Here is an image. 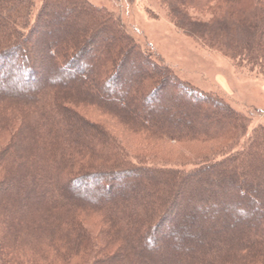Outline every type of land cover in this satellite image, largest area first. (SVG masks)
Wrapping results in <instances>:
<instances>
[{
	"label": "trees",
	"instance_id": "trees-1",
	"mask_svg": "<svg viewBox=\"0 0 264 264\" xmlns=\"http://www.w3.org/2000/svg\"><path fill=\"white\" fill-rule=\"evenodd\" d=\"M45 1L29 30L22 32L10 21L6 32L2 31L0 78L14 75L11 65L18 62L16 68L18 66L20 74L38 81L40 76L32 69L28 55L32 50L29 42L43 37L40 27L44 25L42 13L48 0ZM50 1L60 5L61 0ZM161 1L168 19L177 29L217 49L235 64L264 68V0ZM82 2L75 0L78 16H82V24L87 23L84 21L94 24V39L108 31L116 44V52L121 48L122 54L115 57L116 66L106 76L111 78L108 83H113L126 62H132L133 67L143 72L135 74L137 79H160L143 97L149 104L152 94L173 93L174 97L206 106L217 115L210 118L198 112V130L179 119L162 122L147 116L149 122H155L156 129H166L171 137L190 140L207 135L211 138L232 135L234 129L241 135L246 133L245 118L210 94L191 89L188 84L162 72L142 53L117 19L112 20L102 10ZM188 10L196 13L197 18L189 15ZM206 15L208 19H204ZM81 49L82 46L70 47L66 56L59 57L60 69L70 75H84L85 65L77 70L72 68L81 61ZM56 51L50 50L53 54ZM106 53L103 63L107 60L114 64L115 58ZM113 73L116 75L111 76ZM89 75L86 76L88 82L92 78V74ZM71 86L73 97L92 99L87 88ZM45 87L36 107L32 106L35 103L8 102L0 97V137L4 133L11 135L7 145L0 148V264H264V213L255 214L264 208L263 126L256 127L239 148L231 141H224L222 145L227 151H223L222 156L206 160L188 171L154 166L85 170L75 167V170L73 166L71 172L70 165L76 164V154L92 153L97 146H103L102 143L112 145L113 139L105 130L100 131L65 110L64 104L57 107L54 99L48 101L50 92L68 94L69 86ZM96 98L95 104L107 108L104 101ZM31 100L34 99L31 97L28 101ZM118 103L125 102L119 100ZM12 109L20 112L17 115L23 125L17 134L10 133L17 119L8 112ZM115 111L121 122L138 126L149 124L142 116L137 120V115ZM127 175H140L137 183L142 195L135 199L130 193L129 201H121L118 206L69 194L70 187L77 185L85 186L83 191L89 192L86 186L95 181L105 187L114 182L126 184ZM140 192L134 190L133 194ZM183 203L187 206L185 209L181 208ZM186 213H190L189 219L184 221L187 229L176 231L179 238L172 230ZM231 215L236 216L234 221ZM93 216L100 223L95 234L83 224V219ZM242 218L254 221L247 223ZM96 225L92 226L93 230ZM205 230L214 237L202 235L193 244L190 239ZM164 234L185 250L175 253L170 244L159 247L156 241ZM144 237L157 248L146 250L141 240ZM206 241L209 245L204 247Z\"/></svg>",
	"mask_w": 264,
	"mask_h": 264
},
{
	"label": "rangeland",
	"instance_id": "rangeland-1",
	"mask_svg": "<svg viewBox=\"0 0 264 264\" xmlns=\"http://www.w3.org/2000/svg\"><path fill=\"white\" fill-rule=\"evenodd\" d=\"M80 1L82 2V0ZM83 1L90 8L96 7L102 10L110 19H117L126 32L134 38L132 41L139 46L142 53L160 67L162 72L188 84L191 89L210 94L216 101L224 103L238 113V116L245 118L246 133L241 135L238 129H234L236 131H231L232 135L213 138L207 135L205 138L190 140L188 138L178 139L174 135L171 137L165 127V130L156 129L155 122H149L150 118L147 116H151L153 121L162 122L179 119L184 121L186 125L198 130L200 129L198 112L204 113L210 118L217 115L208 107L192 104L190 100L185 98H176L173 93H169V95L164 94V92L152 94L153 96H150L152 101L149 104L148 101L143 100V97H146L147 92L151 91L152 84L155 85L160 79L156 77L154 79H137L135 74H142L143 72L133 67L130 64L132 62H126L113 83H108L107 81L111 78L108 79L106 76L110 72L109 70L114 65L116 66V58L122 54L119 51L121 48L119 47L120 49L116 52V44L112 41V36L108 31L99 33L94 39L95 26L88 21H84L87 22L85 24L81 23L80 18L82 16H78L80 12L78 5H75V0H61L60 5L62 7L54 5L48 0L42 13L44 25L40 27L42 32L40 34L43 37L41 39L34 38L29 42L32 50L28 55L33 63L32 69L40 77L38 76L37 82L31 81L29 75L19 73L18 66L16 68L18 62L16 64L14 62L11 65L14 75L0 78V97L8 102L35 103L32 106L36 107L40 97L42 100L44 92L42 90L47 88L45 86L51 87L50 89L56 86H69L68 94L59 92L55 95L50 92L48 101L54 99L57 107L64 104L67 108L65 110L78 118L80 117V119L82 118V120H86L89 125L95 126L100 131L101 129L105 130L113 139L112 145L111 142L102 143L103 146H97L92 153L87 154L80 150L81 152L75 155L74 163L76 162V164L70 165L71 172L74 171L75 167L85 170L86 168L105 169L110 166L125 168L171 167L188 171L202 165L206 160L219 158L223 151H227V147L222 145L224 141H231L236 145V148H239L256 127H264V68L235 64L217 49L209 48L196 38L177 29L168 19L167 10L161 0ZM45 2V0H0V6H2V8L0 7V39L2 38V31L6 32L10 21L15 22V27L22 32L34 26L36 16ZM10 5H12V10L8 9ZM188 13L192 17H196V13L193 14L191 10H188ZM208 17L209 15H206L204 19H208ZM13 19L18 20L14 21ZM71 26H75V29L71 30ZM79 46H82L81 50H83L80 53L81 63L79 62L72 68L77 70L85 65L84 75H70L60 69L58 64L60 59L58 60V58L66 56L70 47L79 48ZM51 49L55 51L58 49V51L53 54L50 52ZM107 51L110 58L116 57L114 64L107 60L103 63ZM89 74H92L90 82L86 78V76H90ZM115 75L116 73H113L111 76ZM61 83L65 85H60ZM72 84L82 89L87 88L92 99L85 100L76 96L73 97L70 89ZM167 96L171 100H167ZM31 97L34 100L30 102L28 100ZM96 97H98V101H104L108 105L107 108L95 104ZM119 100H123L125 103L119 104ZM115 110H121L129 116L137 115V120L138 116H142V120H148L149 124L145 123L147 126H138L126 121H124L125 123L121 122ZM8 112L17 116L10 129V133L17 134L23 126H21L17 115L20 112L15 109ZM24 120H26L25 115ZM10 136L8 133L2 134L0 148L7 145ZM23 141L28 140L25 137ZM106 162L108 165L103 166V163ZM130 176L127 175L126 184L114 182L109 187L103 186L101 182H92L86 186L89 188V192L83 191L85 186H71L69 194L70 196L91 198L96 202H104L107 206H113V204L118 206L121 201H129L130 193L135 199L142 195L140 192L142 189L137 183L140 175ZM134 190H139L140 194H133ZM188 190L187 187L185 191L188 192ZM186 207V204L183 203L181 208L185 209ZM263 213V207L261 210L255 211L257 215ZM214 215L216 214L212 216ZM189 217L190 213H186L177 220L176 226L172 230L175 236L180 238L176 231L187 229L184 221ZM230 217L231 221L236 219L234 215ZM242 219L247 223L254 221L251 218ZM83 224L94 234L100 227L98 218L94 216L83 219ZM95 225L96 230H93L92 226ZM196 235L190 239L193 244H196L202 235H206V238L214 237L210 231L206 230ZM141 240L146 250L157 248V246H151L146 237ZM156 243L159 247L170 244L175 253H182L185 250L183 245L178 244L175 240L171 242L165 234ZM208 245L209 243L206 241L204 247Z\"/></svg>",
	"mask_w": 264,
	"mask_h": 264
}]
</instances>
